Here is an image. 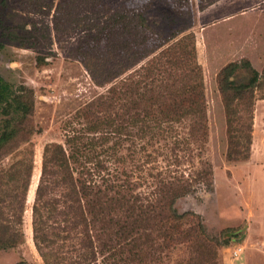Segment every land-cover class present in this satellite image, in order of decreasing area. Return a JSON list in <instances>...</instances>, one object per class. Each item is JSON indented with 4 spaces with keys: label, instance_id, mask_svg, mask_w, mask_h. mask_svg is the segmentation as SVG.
Wrapping results in <instances>:
<instances>
[{
    "label": "trees",
    "instance_id": "1",
    "mask_svg": "<svg viewBox=\"0 0 264 264\" xmlns=\"http://www.w3.org/2000/svg\"><path fill=\"white\" fill-rule=\"evenodd\" d=\"M87 2L81 0L86 7L94 6ZM72 4L65 0L56 4L55 27L63 25L60 16ZM91 12L92 17L76 19L84 33L80 39L84 46L78 51L94 82H107L109 87L78 110L85 119L82 128L68 133L64 142L43 146L31 205L34 246L44 264H161L164 255L170 256L183 247L187 253L180 264H199L206 260L204 249L200 250L204 241L209 247L214 243L205 240L198 214L178 212L174 204L194 192L201 181H212L210 165L199 168L195 175L157 171L146 196L135 191L140 182L132 181L131 170L123 166L129 158L135 168H141L143 162L162 155V148L155 144L167 143L169 130L175 128L182 130L180 140L189 152L193 151L190 143L202 149L207 137L206 101L194 38L189 44L173 42L157 57L131 68L136 27L139 24L142 29V39L152 34L144 14L123 2ZM9 36L24 45L33 43L27 36ZM245 63L250 67L248 61ZM238 67L229 63L219 76L228 115L233 112L234 100H240L237 106L242 105L248 115L243 152L236 149L228 119V159L248 156L253 119L251 92L260 79L258 71L250 67L248 82L237 83L229 77ZM11 86L0 75V103L5 104L8 118L12 119L13 113L18 118L0 120V155L25 144L20 156L0 166V250L24 242L23 214L34 169L30 137L35 129L32 120H24L32 114L33 93L24 85L16 90ZM226 92H232L230 99ZM260 98L264 99V94ZM243 112L239 120L246 119ZM134 138L146 139V143L137 152L129 146L123 151L124 143ZM176 142L173 150L180 146V141ZM147 144L153 148L147 150ZM140 150L145 153L144 160L139 159Z\"/></svg>",
    "mask_w": 264,
    "mask_h": 264
},
{
    "label": "rangeland",
    "instance_id": "2",
    "mask_svg": "<svg viewBox=\"0 0 264 264\" xmlns=\"http://www.w3.org/2000/svg\"><path fill=\"white\" fill-rule=\"evenodd\" d=\"M62 1L0 0V75L12 84L13 90L19 85L32 90L33 111L24 120H32L35 129L30 137L34 169L23 214L24 242L13 249L0 250V264H44L34 246L31 228V205L43 146L64 142L68 133L82 128L85 119L78 110L109 87L107 82H94L82 63L78 50L84 46L80 40L84 33L77 27L76 19H87L93 16L91 11L122 2L142 12L152 32L145 40L139 24L136 27L131 68L157 57L173 42L189 44L194 38L196 57L202 67L207 115V137L202 149L190 143L193 151L189 152L187 144L180 140L182 130L175 128L169 130L167 143L155 144L162 148V155L143 162L141 168H135L134 161L126 159L123 166L131 170V180L140 182L135 191L149 194L155 180L152 175L157 171L195 175L196 170L210 165L212 181H201L194 192L178 198L174 204L178 212L198 214L205 240L214 243L209 247L204 241L200 250L204 249L206 260L199 264H264V99L260 98L264 94V0H101L104 5L87 0V4H94L91 7L81 0H65L74 4L61 14L63 25L55 27V6ZM13 33L27 36L33 43L21 44L18 38L9 36ZM245 61L260 77L259 85L251 92V144L246 158L228 159V119L236 149L243 152L241 144L248 115L242 105L237 106L240 100L233 101V112L228 115L219 76L225 66L236 63L239 67L229 78L247 83L251 68ZM225 96L230 99L232 92ZM4 106L0 103V120H9ZM242 112L245 120H239ZM11 116L10 120H18L14 113ZM175 141H180V146L173 150ZM145 143L146 139H131L124 143L123 151L129 146L137 152ZM24 144L0 155V166L20 156ZM151 148L153 145L147 144V150ZM141 152L139 159L144 160L145 153ZM109 166L113 168L112 163ZM183 248L164 255L161 264H180L184 252L187 253ZM101 258L102 255L98 257Z\"/></svg>",
    "mask_w": 264,
    "mask_h": 264
},
{
    "label": "water",
    "instance_id": "3",
    "mask_svg": "<svg viewBox=\"0 0 264 264\" xmlns=\"http://www.w3.org/2000/svg\"><path fill=\"white\" fill-rule=\"evenodd\" d=\"M37 184V183H36Z\"/></svg>",
    "mask_w": 264,
    "mask_h": 264
}]
</instances>
